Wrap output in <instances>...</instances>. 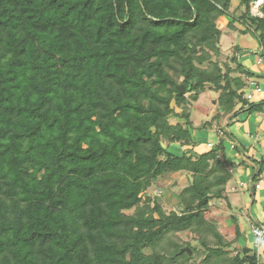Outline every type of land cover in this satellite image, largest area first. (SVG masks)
Masks as SVG:
<instances>
[{
  "label": "trees",
  "instance_id": "16d2710c",
  "mask_svg": "<svg viewBox=\"0 0 264 264\" xmlns=\"http://www.w3.org/2000/svg\"><path fill=\"white\" fill-rule=\"evenodd\" d=\"M231 3L0 0V264H262L237 246V216L230 236L211 211L232 206L230 120L264 111L243 96L244 49L220 58L217 26L227 15L264 57V0ZM206 90L224 134L198 153L189 107ZM252 161L254 181L264 156ZM179 173L166 211L149 188Z\"/></svg>",
  "mask_w": 264,
  "mask_h": 264
},
{
  "label": "crops",
  "instance_id": "0c3cea01",
  "mask_svg": "<svg viewBox=\"0 0 264 264\" xmlns=\"http://www.w3.org/2000/svg\"><path fill=\"white\" fill-rule=\"evenodd\" d=\"M238 34L239 35H236V38L240 39L241 37V39L237 41V45H239L240 48L251 50V53H256L258 51L259 44L255 37H247V35L240 34L239 32ZM252 39H254V41ZM253 55L254 56L250 57L247 56V53H244L243 57H241L242 55L240 56L241 58H239V61L242 65H244V67H246L254 74L245 78L246 86L243 88V96L246 91H249V81H253L260 86L262 91L260 94H256L255 98L253 99V101L258 102L264 99V59L259 55ZM217 94L218 93L214 90H206L194 101L196 102V104L194 103L195 105H193V108L191 110L196 109L197 111H199L201 113L200 117L202 119L203 117H205L204 122H208L209 117L212 118L217 112V105L215 100ZM202 98H204V101L206 102L211 101V105L208 106L206 103H203ZM206 98L210 100L207 101ZM236 108H238V105L236 106ZM180 120H183L184 122V119H177V121L179 122ZM190 121L192 122L194 127H198L204 123H195V120L191 119V117ZM213 127L215 128V137H212L213 133L210 130H191L192 135L195 137L197 142V145L194 148L196 152H205L211 148L209 146L210 144L213 145L218 141V127ZM227 129L231 132L233 138L224 137L226 161L234 164V166L230 167L232 168V172H230L232 174V178L228 182L227 187L229 193L232 188L233 191H231V194L235 193L237 191V188H239L241 194L238 197H234L231 199L232 209L230 210L229 208L230 216L229 221L225 223V229L228 228L230 236L233 235L231 215L235 214L238 218L241 233V237L237 242V246H246L250 248L256 253L259 262L264 264V237L262 238L260 246L255 247L253 245L255 238L250 229V221L252 222V224H254L255 222L264 224V171L261 172L254 181H252L251 179L253 174L252 168L254 166V161H252V158L258 159L261 156H264V111L253 113L242 111L235 118L232 125ZM232 140H234L238 145L239 148L237 150L230 147L232 144L231 142H233ZM169 148H173L172 150H169L173 151L176 154H180L183 150V147L175 143L169 145ZM257 167L258 164L254 167V170H256ZM258 181L260 182V187L256 189L253 185ZM248 185L250 186V188L247 187ZM235 201L239 202L238 204H241V202L243 201V203H245L244 207H246L247 204L249 208H247L246 210L244 207L238 208L233 204L235 203Z\"/></svg>",
  "mask_w": 264,
  "mask_h": 264
},
{
  "label": "rangeland",
  "instance_id": "374dc122",
  "mask_svg": "<svg viewBox=\"0 0 264 264\" xmlns=\"http://www.w3.org/2000/svg\"><path fill=\"white\" fill-rule=\"evenodd\" d=\"M239 3V0H232V3H231V8L234 9L235 7H237ZM259 3L258 2H255L253 7H252V12H256V5ZM240 9L242 10V7L239 8V13H240ZM229 17L227 15H223L221 16L218 20H217V26H219V28L222 30V36H221V40H220V47H221V50H222V56L220 58H230L232 56V51H233V47L235 44H237V41H239L241 39L239 38H236V35H239L238 34V31H232L228 28L227 26V23L229 21ZM236 26L237 28H242V26L239 24V23H236ZM240 33V32H239ZM240 34H243V33H240ZM245 35H247V37H252L254 38L253 34L252 33H245ZM238 39V40H236ZM254 41V39H252ZM249 51V52H248ZM244 53L246 54L247 53V56H254L253 54H256V56H258L257 53H251V50H243L242 52V56L244 55ZM246 56V57H247ZM239 57V58H241ZM254 58V57H253ZM264 59V57H262ZM204 93V92H203ZM205 96V95H204ZM207 101L210 100L208 98H206ZM202 102L203 103H206L208 106L211 105V101H204V98H202ZM196 102H192L190 104V107H189V110H191L193 108V105H195ZM178 110V109H177ZM201 116V113L199 111H197L196 109H193L190 111V117L191 119H194L195 120V123H203L205 120V117H203V119L200 117ZM208 118V117H207ZM211 117H209V122L211 123L212 121V118L210 119ZM236 117H233L230 122L233 123L234 120H235ZM175 119V118H173ZM203 120V121H202ZM180 122H183V120H180ZM225 119H222L218 124L221 126V127H225ZM213 125H214V121L212 122ZM208 126L207 128H202V124L198 127H193V130H198V131H201V130H210L212 133H213V136L212 137H215V128L213 127V125ZM232 125V124H231ZM230 125V126H231ZM169 149H173V148H169ZM257 165V163H254V166L255 167ZM189 183V180H188V177L185 173H179L176 177H172L170 174H167L165 176V179H161L160 181H157L156 184L154 186H151L149 188V196L152 197V196H160L161 198V201L163 202V208L168 211V210H172V209H175L172 204L170 202L167 201V194L166 193H163L162 191L164 190L165 187H168L173 193H179L182 188L184 186H186L187 184ZM241 194L239 188H237V191L235 193H232L231 194V191H230V198H234V197H238L239 195ZM250 198V197H249ZM239 202H236L233 203L234 205H236L238 208L239 207H244L245 203H243V201L241 202V204H238ZM251 205V204H250ZM220 207H215V206H212V214L214 215H221V222L220 224L222 226H225V223H227L229 221V216H230V210L232 208H226V206L224 204H221L219 205ZM245 210L247 208H249V206H247L246 204V207H244ZM244 210V211H245ZM228 215V217H227ZM226 216V217H225ZM250 223L252 224V222L250 221Z\"/></svg>",
  "mask_w": 264,
  "mask_h": 264
},
{
  "label": "built area",
  "instance_id": "2783aa9c",
  "mask_svg": "<svg viewBox=\"0 0 264 264\" xmlns=\"http://www.w3.org/2000/svg\"><path fill=\"white\" fill-rule=\"evenodd\" d=\"M248 86H250L249 88V91H246L245 94H244V97L247 99V100H253L255 98V95L256 94H260L262 91H261V88L260 86L253 82V81H249L248 83ZM217 133H218V136L219 138L223 136V131L221 129H217ZM219 138H218V141L213 144V145H216L218 142H219ZM231 148L233 149L234 148V143L231 142ZM212 144H210L209 146L212 147L213 146ZM229 172H232V168H228ZM247 187L250 188V186L248 185ZM254 187L257 189L260 187V182L258 181L257 183L254 184ZM231 191H233V188L231 189ZM251 233L254 235V243L253 245L255 247H258L260 246L261 242H262V238L264 237V224H259V225H254V224H251Z\"/></svg>",
  "mask_w": 264,
  "mask_h": 264
},
{
  "label": "water",
  "instance_id": "95a60500",
  "mask_svg": "<svg viewBox=\"0 0 264 264\" xmlns=\"http://www.w3.org/2000/svg\"><path fill=\"white\" fill-rule=\"evenodd\" d=\"M177 89H178L179 93H185V87H184L183 84L178 85ZM180 252H187L188 254H190L191 253V249L188 248V247H185V248H182L180 250Z\"/></svg>",
  "mask_w": 264,
  "mask_h": 264
}]
</instances>
